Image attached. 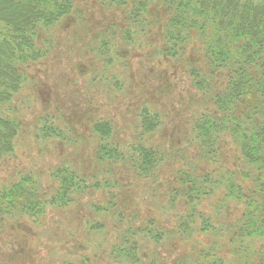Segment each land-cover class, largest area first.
I'll list each match as a JSON object with an SVG mask.
<instances>
[{
    "label": "rangeland",
    "instance_id": "1",
    "mask_svg": "<svg viewBox=\"0 0 264 264\" xmlns=\"http://www.w3.org/2000/svg\"><path fill=\"white\" fill-rule=\"evenodd\" d=\"M128 9L74 0L70 16L41 32L38 45L48 49L47 56L28 67L29 80L13 98L12 113L21 126L13 153L0 162V184L35 175L50 198L58 187L53 172L68 164L86 177L89 188L65 207L48 206L39 217L6 218L0 225V264H129L113 250L130 229L151 222L158 230L176 227L184 208L170 202V189L179 171L216 169L200 159L192 131L200 113L214 110L190 73L207 67L202 43L194 33L181 57H167L161 52L163 10L144 30L128 22ZM217 78L224 85L227 72ZM144 112L161 119L152 133L142 131ZM100 120L111 121L113 141L125 153L138 143L164 151L153 177L139 176L128 162L112 168L99 162L92 126ZM52 126L60 129L58 135ZM221 152L223 167L232 168L239 151L230 136ZM105 181L109 188L99 186ZM217 200L204 201L200 209L211 214ZM229 208L222 213L234 220L241 206ZM136 239L140 264H172L211 241L207 234L190 241L158 242L143 233Z\"/></svg>",
    "mask_w": 264,
    "mask_h": 264
},
{
    "label": "trees",
    "instance_id": "2",
    "mask_svg": "<svg viewBox=\"0 0 264 264\" xmlns=\"http://www.w3.org/2000/svg\"><path fill=\"white\" fill-rule=\"evenodd\" d=\"M98 1L110 7L128 6V22L144 30L155 12L160 18L163 10L161 52L167 57H181L195 33L207 67L192 68L190 73L194 86L214 105L213 111L194 119L192 131L200 159L216 169L180 170L178 184L170 189V202H180L184 208L176 227L158 230L151 222V227L130 229L114 247L115 257L140 264L136 239L140 233L158 242L190 241L195 234H207L211 238L207 246L177 257L172 264H264V0ZM73 8L74 0H0V162L13 153L21 126L12 113L13 98L29 80L28 67L47 56L48 49L38 45L40 34L70 16ZM221 71L227 72L224 85L217 81ZM160 123L157 113L141 116L144 134ZM51 128L59 134V128ZM92 130L99 141L96 158L110 168L128 162L139 176L148 178L165 159L159 147L143 143L134 145L129 154L123 152L113 141L109 120L95 122ZM226 135L239 151L232 168L221 163ZM52 177L58 187L50 198L44 197L35 175L0 184V225L6 218L39 217L48 206L65 207L89 188L86 177L68 164L57 167ZM107 183L99 186L108 187ZM215 196L216 208L206 214L200 206ZM230 206H241L234 220L222 213Z\"/></svg>",
    "mask_w": 264,
    "mask_h": 264
}]
</instances>
